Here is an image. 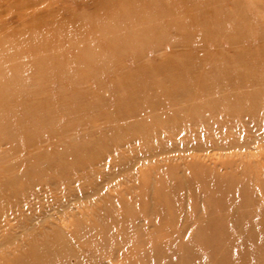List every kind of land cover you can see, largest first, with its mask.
I'll return each instance as SVG.
<instances>
[{
    "label": "rangeland",
    "instance_id": "374dc122",
    "mask_svg": "<svg viewBox=\"0 0 264 264\" xmlns=\"http://www.w3.org/2000/svg\"><path fill=\"white\" fill-rule=\"evenodd\" d=\"M0 264H264V0H0Z\"/></svg>",
    "mask_w": 264,
    "mask_h": 264
}]
</instances>
